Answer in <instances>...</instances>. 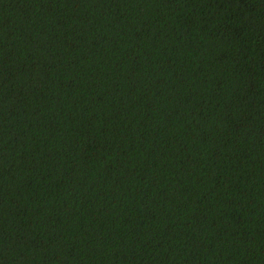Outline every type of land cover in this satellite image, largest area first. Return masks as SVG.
<instances>
[{"label": "trees", "instance_id": "obj_1", "mask_svg": "<svg viewBox=\"0 0 264 264\" xmlns=\"http://www.w3.org/2000/svg\"><path fill=\"white\" fill-rule=\"evenodd\" d=\"M0 264H264V0H0Z\"/></svg>", "mask_w": 264, "mask_h": 264}]
</instances>
